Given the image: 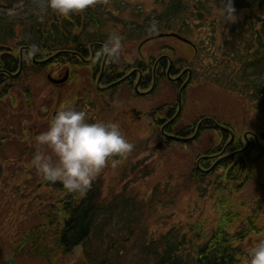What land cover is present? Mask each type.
<instances>
[{
    "label": "rangeland",
    "instance_id": "374dc122",
    "mask_svg": "<svg viewBox=\"0 0 264 264\" xmlns=\"http://www.w3.org/2000/svg\"><path fill=\"white\" fill-rule=\"evenodd\" d=\"M127 1L130 3L126 12L128 16H131L137 7H141L147 13L157 7L156 0ZM223 2L224 0H207L208 12L204 16L203 27L196 29L194 26L193 33L188 35L189 39L197 45V54L191 45L167 36L149 40L140 50V42L122 43L123 50L120 60L111 65H115L114 70L120 75L129 74V72L136 75L131 86L122 84L114 91L110 90L105 94L98 93L96 90L97 77L91 76L94 65H97L95 61L94 65L86 67L85 65L68 64L61 72L56 70L54 65L51 67L53 71H44L38 77L31 74L29 80L32 84L30 83L29 86L18 82L15 88H11L10 95L5 97L0 104V135L4 136L6 144L5 147L3 146L5 150L1 159L7 167L4 179L0 182L2 196H4L1 197L0 202V231L4 235L8 234L9 238V240L2 239L0 242V264H7V260L14 258L11 247L14 235L43 222L37 214L36 203L41 205L42 211H45L47 202L51 203L58 199L60 192L43 184L45 181L37 174L36 169L31 167V161L37 151L35 137L47 130L54 112L65 107L64 102H66L64 109L75 108L74 103L77 96H71L70 93L65 96V91L70 90L80 80H82L86 95L84 105L89 109L86 112L87 122L117 123L126 140L134 145L133 152L124 162L129 163L130 167L123 169L118 166L109 172L105 169L97 177L107 179V190L112 188L114 192H117L125 183H128L129 196L137 193L138 198L146 203H149L151 199L155 201L156 205L147 221L149 233L151 232L149 237L157 238L161 233L178 226H182L195 242L207 239L213 231L224 228V226L231 232H252L245 239L242 247V262L248 250L264 240V225L260 223H256L257 226H255L258 230L254 227L245 231L241 230L246 227L249 220L253 219L252 215L248 217V206L256 196L255 179H251L244 188L233 195L216 191V186L210 188L208 179H195L193 169L196 166L197 156L202 155L210 145L217 144L220 137L202 130L195 138V142L190 143L186 139L190 137L189 134L174 135L176 140L172 141L173 138L167 140L160 132L161 119L159 117L165 114L158 113V111L163 109L162 112H165L167 107L171 108L176 105L175 113H177L179 104L181 106L178 114L181 111L183 114L178 117L176 126L181 129H185L188 124L196 129L198 120L208 113L223 119L227 117V114H242L240 115L241 120L244 121V117L248 118V122L253 125H247V128L252 130L257 128V124L264 125V118L260 117L264 112L257 114L254 101L249 100L245 93L229 91V87L222 86L228 79L221 75L222 85H217L215 82L219 77L218 73L222 70L218 65V60L225 58L224 46L219 49V45L223 43L232 27L241 30L245 26V24L240 26L242 21L245 22L248 16L259 13L257 5L248 11L235 8L236 22L224 23L220 16V7ZM256 2L258 4L259 1ZM112 12L117 13V10L112 8ZM211 21H215V24ZM121 31L120 29V33ZM113 32H119V28L113 29ZM127 33L128 31L124 34ZM166 53L167 57L176 63L180 72L191 68L197 70L193 72L191 84L183 92L181 101L178 100L180 86H177L176 81L173 80L175 78L170 76L168 79L161 77L157 80L155 88L152 83L146 92L143 93V90H140L142 94L135 91V84L141 74V65L154 66L160 62L161 55ZM92 58L95 56L92 55ZM105 62L108 64L106 60ZM69 69H71V77L68 84L74 82L69 86H57L47 79V76L64 77ZM181 76L183 84L188 81L190 72L187 71ZM27 87L31 96L24 93ZM53 90L56 91L52 92ZM61 98L64 102H58L55 107L53 101H59ZM94 99L97 103L95 110L92 104ZM133 107L136 108L135 112ZM140 113L141 118L137 116ZM94 117H96L95 122H93ZM193 123L196 125L193 126ZM238 126L240 127V122ZM233 128L236 130L234 125ZM169 136L173 137V135ZM17 150H20L22 156L18 157ZM261 164L263 171L260 172L264 174V160ZM145 167L153 173L147 178L133 182L137 175L146 170ZM30 168L32 170H29ZM27 203L31 205L33 203V205L27 208ZM20 215L26 218H20ZM243 219L246 220L245 224H243ZM81 258L82 250L76 248L72 255L67 257L66 262L61 264H81ZM15 261L18 264H47L46 261L38 258L21 259L17 257Z\"/></svg>",
    "mask_w": 264,
    "mask_h": 264
},
{
    "label": "trees",
    "instance_id": "16d2710c",
    "mask_svg": "<svg viewBox=\"0 0 264 264\" xmlns=\"http://www.w3.org/2000/svg\"><path fill=\"white\" fill-rule=\"evenodd\" d=\"M206 1L156 0L157 7L152 12L137 7L128 16L130 3L127 0H110L108 5L98 4L64 19L50 9L39 13L31 0H0V104L18 82L29 86L31 74L38 77L52 70L54 65L61 72L68 64L86 67L96 61L91 76L100 77L104 59L92 58L96 53L92 52V47L98 51L113 29L119 28L118 33L124 37L122 43L127 44L166 32L188 36L194 26L203 27L208 12ZM256 1L232 0L236 9L248 11L257 5L259 13L242 21L240 26H245L241 30L232 27L219 45V49L224 46L225 58L218 60L222 70L215 82L222 85L220 75L228 79L222 86L245 93L257 109L264 112V0H258V4ZM112 8L117 13H113ZM153 19L158 22L159 30L150 34L148 29ZM126 31L128 33L124 34ZM31 44L38 45L41 51L28 63L22 57ZM66 55L76 61L66 62ZM111 63H106L101 84L112 83L108 75L116 71ZM24 93L30 95L28 87ZM3 146H6L4 136L0 135V182L7 170L1 159ZM17 151L18 157L22 156L20 150ZM128 167L129 163L120 165L123 169ZM145 168L133 182L153 173ZM106 169L112 170L110 166ZM43 184L59 191L58 199L47 202L45 211L36 203L37 214L43 222L13 236L11 247L15 259L38 258L47 264H61L76 248H81V264H242V247L252 233L231 232L224 226L207 239L195 242L178 226L153 238L149 237L147 221L155 201L151 199L146 203L137 193L129 196L128 183L114 192L112 188L107 190L106 178L96 177L83 198L67 193L60 182ZM1 197L4 196L0 188V202ZM32 205L27 203L26 207ZM20 218L26 217L20 215ZM2 239L9 240L8 234L0 231V242Z\"/></svg>",
    "mask_w": 264,
    "mask_h": 264
},
{
    "label": "clouds",
    "instance_id": "9594fccd",
    "mask_svg": "<svg viewBox=\"0 0 264 264\" xmlns=\"http://www.w3.org/2000/svg\"><path fill=\"white\" fill-rule=\"evenodd\" d=\"M110 0H31L41 13H52L69 19L98 4L108 5ZM236 9L232 0H224L220 16L224 23L236 22ZM158 22H150L148 32L155 33ZM124 37L112 32L104 45L95 53L97 60H120ZM41 51L36 44L29 45L22 59L30 63ZM84 111L73 108L59 110L47 130L35 137L37 151L31 161L37 174L46 182H60L67 193L83 198L91 190L93 181L109 166L115 170L130 156L134 145L129 143L117 123H89ZM47 153V154H46ZM242 264H264V240L252 246Z\"/></svg>",
    "mask_w": 264,
    "mask_h": 264
},
{
    "label": "flooded vegetation",
    "instance_id": "af4514ba",
    "mask_svg": "<svg viewBox=\"0 0 264 264\" xmlns=\"http://www.w3.org/2000/svg\"><path fill=\"white\" fill-rule=\"evenodd\" d=\"M184 38L189 39L188 36L182 35ZM180 40V39H178ZM182 41V40H180ZM184 42V41H182ZM187 43V42H184ZM193 47V49L198 51L197 47H194L192 44L187 43ZM197 46V45H196ZM93 48V47H92ZM95 49H92V52H95ZM168 54L161 55L160 62L153 65H141V74H139V79L135 84L136 93H140V90H143V93L147 91V89L154 83V88L156 86V81L161 79V77L168 79L170 77H174V81H176L177 86H180V92L182 91V99L183 92L187 89V87L191 84V80L193 79V72H197L195 68H191L189 70H184V72H180L174 61L172 62ZM66 60L76 61L74 57H69L66 55ZM181 62V60H178ZM190 72V77L187 82L182 84L181 78L182 74L186 72ZM71 69H69L65 76L59 78H51L48 76V79L51 83L57 86H69L68 80L71 77ZM129 77L125 80L128 74L120 75L119 73L109 74L108 79L112 81L110 84H101L100 90L102 94H105L107 91H114L117 87L122 84H130L135 80L136 75H133L129 72ZM120 75V76H119ZM181 76V77H180ZM122 80L116 85L106 89L107 86ZM136 85H138L139 92L136 90ZM84 86L82 85V80L79 83L73 85L70 90L65 91V96L70 93L71 96H77L75 101V109L76 111H84L85 113L89 111L88 108L84 105V96L85 91L83 90ZM61 90V88L59 89ZM53 90L52 92H55ZM179 92V95H180ZM142 94V93H140ZM68 97V100L70 98ZM62 100V101H61ZM178 100L180 98L178 97ZM55 107L58 102H64L63 98L59 101L55 100ZM65 107H66V102ZM94 110L97 106L95 99L92 102ZM180 104L178 110L180 109ZM255 106V105H254ZM55 107L53 109H55ZM64 107V108H65ZM61 108V109H64ZM257 114L261 111L257 109ZM163 109H160L158 113H164L163 117H159L161 119L160 123V132L161 135L164 136L167 140H176L174 135L186 136L190 135L189 140L190 143L195 142V138L200 134V131H207L209 133H213L216 136L220 137V141L215 145H210L204 150L202 155L197 156L196 166L193 169V173L195 174V179H208L209 187L212 188L216 186V191L227 193L230 195L236 194V191H239L241 188H244L247 183L251 181V179H255L256 183V196L251 200L248 206V217L252 215V220L248 221L246 227H243L241 230L245 231L246 229L254 227L256 223H260L264 225V174H261L260 171H263V166L261 161L264 160V125L261 126L257 124V128L250 129L247 128V125H253L248 122V118L244 117V121L241 120L240 115H231L227 114V117L223 119L217 115H211L208 113L207 115H202V118L198 120L197 128L191 127L189 124L185 127V129H181L176 126L178 123V117L180 114H183L182 111L175 113L176 105L171 108L166 109L165 112H162ZM133 111H136V108L133 107ZM57 112H54V116ZM53 116V117H54ZM139 118H141V113L137 114ZM260 117L264 118V114L260 115ZM259 119V118H254ZM96 117L93 118V122H95ZM196 122V121H195ZM238 122H240V127L238 126ZM246 122V123H245ZM96 123V122H95ZM245 124V125H244ZM196 125L193 123V126ZM235 126L236 130L233 128ZM169 135H173L169 136ZM242 135V137H240ZM161 137V136H159ZM252 163V164H250ZM257 174L254 175L253 171ZM246 220L243 219V224H245Z\"/></svg>",
    "mask_w": 264,
    "mask_h": 264
},
{
    "label": "water",
    "instance_id": "95a60500",
    "mask_svg": "<svg viewBox=\"0 0 264 264\" xmlns=\"http://www.w3.org/2000/svg\"><path fill=\"white\" fill-rule=\"evenodd\" d=\"M164 36H167V35H165V34H161V35H158V36H156V37H154V38H161V37H164ZM168 36H173V37H176V38H179V39H181L182 41H185V42H189V43H191L189 40H187V39H185V38H183V37H181L180 35H178V34H175V33H173V34H170V35H168ZM144 43V42H143ZM142 43V44H143ZM142 44H141V46H142ZM101 76H102V74H101ZM101 76H100V78H99V80H98V82H97V85L99 86V83H100V80H101ZM8 264H17L14 260H9L8 261Z\"/></svg>",
    "mask_w": 264,
    "mask_h": 264
}]
</instances>
